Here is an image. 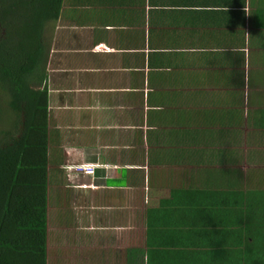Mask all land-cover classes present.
Wrapping results in <instances>:
<instances>
[{
	"label": "crops",
	"instance_id": "1",
	"mask_svg": "<svg viewBox=\"0 0 264 264\" xmlns=\"http://www.w3.org/2000/svg\"><path fill=\"white\" fill-rule=\"evenodd\" d=\"M42 42L45 264H132L182 181L264 167V0H61Z\"/></svg>",
	"mask_w": 264,
	"mask_h": 264
},
{
	"label": "trees",
	"instance_id": "2",
	"mask_svg": "<svg viewBox=\"0 0 264 264\" xmlns=\"http://www.w3.org/2000/svg\"><path fill=\"white\" fill-rule=\"evenodd\" d=\"M60 3L0 0V99L10 108L0 105V122L4 111L11 118L0 129V264L46 262L47 92L35 77H43L44 21ZM243 175L212 173L173 188V209L144 218V263L264 264L262 181L251 176L250 197Z\"/></svg>",
	"mask_w": 264,
	"mask_h": 264
},
{
	"label": "rangeland",
	"instance_id": "3",
	"mask_svg": "<svg viewBox=\"0 0 264 264\" xmlns=\"http://www.w3.org/2000/svg\"><path fill=\"white\" fill-rule=\"evenodd\" d=\"M5 96V95H4ZM2 101H1V99H0V103H1ZM3 108H5V109H8V110H10V108H8V105H7V103L6 102H2L1 104H0ZM5 112V114L4 113H2L1 115L3 116V118L5 119V120H3V123H2V121L0 122V129L5 125V123L7 124L8 123V119H10V121H11V118H10V115H7V114H9V112H7V111H4ZM7 113V114H6ZM8 125V124H7ZM248 172H253V171H251V170H248ZM252 179H254V181H256L255 179H261V181H262V185H260V186H257L258 188H261V190H260V192H264V167L263 166H261V168L258 170V173L255 175V177L253 178L252 177ZM248 180V179H247ZM247 186H248V195L250 196V197H253V196H255V189H254V187L252 186V183H251V181L249 182L248 181V184H247ZM136 220H138V213L136 212ZM141 225H139L138 226V247H136V248H138V251H137V249H135V246L133 245V243H130V246H131V248H132V252H130L131 254H138V259H132L130 262L132 263V264H143V262H142V255H141V253L139 252L140 250H141V246H140V241L142 240V238H141V235H140V232L142 231V228L140 227ZM143 227V226H142ZM132 231H134V229H133V227H131V228H129L128 229V234L130 235L131 234V232ZM47 238H48V242H50L51 243V240L52 239H54V238H58V239H63V237H62V235L61 236H56V235H54V234H52V232H49L48 234H47ZM140 239V240H139ZM51 247H52V245H51ZM134 249V250H133ZM62 252V251H61ZM60 252V253H61ZM55 253L56 254H59L58 252H57V250L55 251ZM130 253H126L127 255L128 254H130ZM62 254V253H61ZM60 255V254H59ZM138 260V261H137Z\"/></svg>",
	"mask_w": 264,
	"mask_h": 264
},
{
	"label": "built area",
	"instance_id": "4",
	"mask_svg": "<svg viewBox=\"0 0 264 264\" xmlns=\"http://www.w3.org/2000/svg\"><path fill=\"white\" fill-rule=\"evenodd\" d=\"M76 168L78 169H85L87 171H90V170H93V165L92 164H79V165H76Z\"/></svg>",
	"mask_w": 264,
	"mask_h": 264
},
{
	"label": "clouds",
	"instance_id": "5",
	"mask_svg": "<svg viewBox=\"0 0 264 264\" xmlns=\"http://www.w3.org/2000/svg\"><path fill=\"white\" fill-rule=\"evenodd\" d=\"M75 168H76V166H75ZM77 169V168H76ZM79 169V168H78ZM82 170H84V171H87V170H85V169H82Z\"/></svg>",
	"mask_w": 264,
	"mask_h": 264
}]
</instances>
